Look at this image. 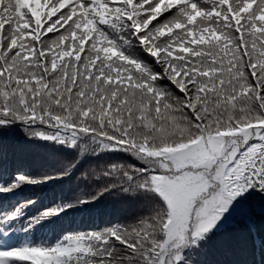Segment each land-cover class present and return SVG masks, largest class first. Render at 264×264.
Returning a JSON list of instances; mask_svg holds the SVG:
<instances>
[{"label": "snow or ice", "instance_id": "1", "mask_svg": "<svg viewBox=\"0 0 264 264\" xmlns=\"http://www.w3.org/2000/svg\"><path fill=\"white\" fill-rule=\"evenodd\" d=\"M17 130L51 158L0 144V264H264V0H0Z\"/></svg>", "mask_w": 264, "mask_h": 264}, {"label": "trees", "instance_id": "2", "mask_svg": "<svg viewBox=\"0 0 264 264\" xmlns=\"http://www.w3.org/2000/svg\"><path fill=\"white\" fill-rule=\"evenodd\" d=\"M21 132L17 130L15 133H9L6 136L0 134V144L6 145L9 149V166H13L17 161L22 162V167L25 171L34 169L38 163L50 159L49 153L43 151L36 146H21L19 142ZM87 167V165H85ZM75 187V185H73ZM68 187L64 188V192H68ZM28 192L23 195H28ZM136 206L128 200L118 196H113L107 199L98 209H96L90 216L85 215L82 218H74V224H107L126 222L135 213ZM248 247L252 246V242L248 241ZM216 258L215 248H213L208 256V259Z\"/></svg>", "mask_w": 264, "mask_h": 264}]
</instances>
